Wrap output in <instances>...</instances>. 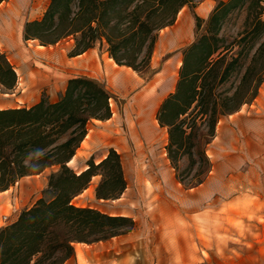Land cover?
<instances>
[{"label":"rangeland","instance_id":"374dc122","mask_svg":"<svg viewBox=\"0 0 264 264\" xmlns=\"http://www.w3.org/2000/svg\"><path fill=\"white\" fill-rule=\"evenodd\" d=\"M206 1L211 2L210 11L198 15V7ZM227 1L193 0L183 6L176 19L184 15L192 19L194 26L188 40L169 54L154 57L160 30L146 68L135 71L119 66L118 70L138 79L136 88L122 94L117 88L121 83L112 84L108 70L97 73L98 80L93 79L109 94L111 122L125 139L123 147L114 150L120 156L125 188L115 198H97L96 187L102 179L97 174L95 185L84 193L88 184L80 192L84 193L83 198L73 200L79 193L71 204L130 217L134 226L107 240L75 243L74 256L60 264H264V0H242L223 19L217 34L211 33L218 49L211 57V71L206 74L205 70L197 80V85L205 83L212 87L206 114H210L213 102L222 104L225 98L229 101L224 108H235L218 119L213 135L205 138V128L192 129V118L185 119V148L174 166L166 150L168 128L160 126L156 119L162 102L176 90L184 50L202 35L210 34L209 15L220 2ZM0 4L2 15L8 9L19 10L13 31L0 34V56L7 59L21 78L25 68L52 59L54 48L63 49L68 57L79 51L75 47L78 33L46 45L37 39H23L24 24L40 20L49 0H22L19 4L15 0H2ZM77 5L78 0H74L73 11ZM175 21L167 26L168 30L176 27ZM92 48L108 54L104 42H96ZM178 54L180 60L175 64L173 58ZM142 55H138L137 61ZM52 86L43 82L35 95L23 87L27 95L18 99L21 107L29 108L41 100L58 101L62 93L55 101L50 100ZM14 87L7 90L0 85V98L13 93ZM163 90L166 92L154 105L149 119L159 134L147 141L143 135L146 133L140 131L138 110L132 98L135 93L144 92L154 99ZM198 118L195 116L196 121ZM79 163L67 166L78 173L84 167ZM58 170L59 166L43 170L47 182L37 193L27 190L31 184L26 180L36 175L33 174L19 178L6 189L9 190L6 195L0 194L7 198L0 211V229L13 223L38 199L51 197L47 191L48 178ZM22 178L25 186L17 184ZM76 250L81 252L82 259H78Z\"/></svg>","mask_w":264,"mask_h":264},{"label":"trees","instance_id":"16d2710c","mask_svg":"<svg viewBox=\"0 0 264 264\" xmlns=\"http://www.w3.org/2000/svg\"><path fill=\"white\" fill-rule=\"evenodd\" d=\"M73 1L49 0L40 20L24 24L23 39H37L46 45L78 33L75 47L80 49L73 55L104 42L116 65L139 71L147 67L157 33L173 24L179 10L193 0H78L76 11L72 10ZM241 2H220L213 9L207 20L210 34L184 50L176 90L158 110L159 125L168 128L166 150L174 166L185 148V119L192 118V129L205 128L204 136L209 138L218 119L235 110L224 108L229 101L225 98L222 104L213 102L207 115L212 87L197 85V80L205 70L206 74L211 71V57L218 49L211 33L217 34L223 19ZM140 53L143 55L137 61ZM16 77L7 59L0 56V85L10 90ZM109 99L95 80L74 77L67 80L54 103L41 100L29 108L0 109V191L23 176L59 166L48 178L51 197L38 199L0 229V264H60L74 256L75 243L107 240L133 228L130 217L71 204L97 174L102 177L96 187L97 198H115L125 188L120 156L113 149L97 164L87 163L79 173L67 166L86 134L88 122L110 118ZM195 116H199L197 121Z\"/></svg>","mask_w":264,"mask_h":264},{"label":"crops","instance_id":"0c3cea01","mask_svg":"<svg viewBox=\"0 0 264 264\" xmlns=\"http://www.w3.org/2000/svg\"><path fill=\"white\" fill-rule=\"evenodd\" d=\"M21 1L22 0H15L16 4H19ZM205 3L206 4H202V6L198 7V15L206 14L210 11L211 4L209 3L211 2L206 1ZM205 6H208L209 9L205 10ZM18 13L19 10L17 7H15L13 9H8V13L6 15L0 14V34L6 35L13 31ZM175 23L176 27L173 30H168V27L161 29L155 45L156 52L155 50L153 52L154 57L155 54H158L159 56L169 54L178 46L183 44L186 40H188L192 35L194 24L188 15H184L182 18L178 17ZM51 54L54 55L52 59L41 61L37 67L33 66L25 68L26 73L21 75L22 78L16 69H14L17 75L16 86L14 87L13 93L2 95V98H0L2 100L0 109L19 108L21 105L23 106V104L18 101L19 98L25 97L27 95L23 93V87L28 88V92L33 91L35 95V92H38L41 84L47 81L48 83L52 84V88H54L51 91L50 100L55 101L59 94L63 93L68 79L83 76L98 80L97 73H101L104 70H108L112 74V84L116 85L121 83L122 86L118 85L117 88L120 90V92H122V94L138 86V79L132 77L125 70H118L120 69L119 66L116 65L113 59L102 50L99 51V49L90 48L81 54L68 57L66 56V52L63 49L54 48V52H51ZM168 60H170V58ZM179 60V54L173 58V62L175 64H177L176 62ZM165 92L166 91L163 90L161 94L156 96L154 99L144 92L135 93L132 98V104H134V107L137 108V103H142L144 100H147L145 105H149L146 104L147 102L150 103L152 111V109L154 110L156 107H154L152 103L158 102L160 97L163 96ZM111 120L112 118L110 117L106 120L92 119V121L88 122L86 126V134L70 160V164L74 162H80V165L83 164L84 167H80V172L87 168V161L89 159H91L94 163H97L107 155L108 150L113 149L118 151V148L123 147L125 139L121 136V134L118 133L116 125L112 123ZM151 124L152 127L149 128L148 131L140 123L139 127L141 129L138 127L140 131L142 130L146 133L143 134L141 131L147 141L152 140V138L159 134L152 120ZM43 173L44 172L42 171L39 174L33 175V178L26 180L31 184L30 188H27L28 191L37 193L46 185L47 180ZM95 177L97 176L92 177V180L90 181L88 187L84 190V193L95 185ZM19 183L21 185L23 184V186L26 185V183L23 182V178L20 179L17 184ZM7 192H9V190H6L0 194L6 195ZM84 193H80L73 200L82 199ZM6 202V196H0V211ZM72 204L78 206V204L75 202H72Z\"/></svg>","mask_w":264,"mask_h":264},{"label":"bare ground","instance_id":"6f19581e","mask_svg":"<svg viewBox=\"0 0 264 264\" xmlns=\"http://www.w3.org/2000/svg\"><path fill=\"white\" fill-rule=\"evenodd\" d=\"M175 67H176V65H175ZM152 104L154 106L156 104V102H153ZM137 110H138V121H139V123L142 126H144L145 129L148 130L147 125H149V128L152 127V124H151V122L149 120L150 116L152 114L151 106L137 103ZM68 163H70V161ZM77 256H78V259H82V257H81L82 255H81V252L79 250L77 251Z\"/></svg>","mask_w":264,"mask_h":264},{"label":"built area","instance_id":"2783aa9c","mask_svg":"<svg viewBox=\"0 0 264 264\" xmlns=\"http://www.w3.org/2000/svg\"><path fill=\"white\" fill-rule=\"evenodd\" d=\"M109 106L112 107V102L111 100L109 99Z\"/></svg>","mask_w":264,"mask_h":264}]
</instances>
